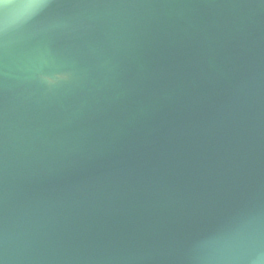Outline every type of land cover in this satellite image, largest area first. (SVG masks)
<instances>
[{"label": "water", "instance_id": "water-1", "mask_svg": "<svg viewBox=\"0 0 264 264\" xmlns=\"http://www.w3.org/2000/svg\"><path fill=\"white\" fill-rule=\"evenodd\" d=\"M0 7V264H264V0Z\"/></svg>", "mask_w": 264, "mask_h": 264}, {"label": "snow or ice", "instance_id": "snow-or-ice-1", "mask_svg": "<svg viewBox=\"0 0 264 264\" xmlns=\"http://www.w3.org/2000/svg\"><path fill=\"white\" fill-rule=\"evenodd\" d=\"M48 3V0H26V3L24 5L26 11L23 13V15H29L31 13V10L40 9L42 7H45ZM5 0H0V7L4 6Z\"/></svg>", "mask_w": 264, "mask_h": 264}]
</instances>
